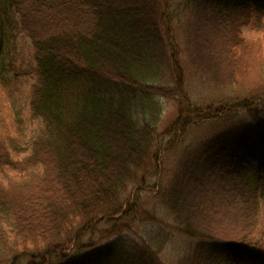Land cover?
<instances>
[{
  "label": "trees",
  "instance_id": "1",
  "mask_svg": "<svg viewBox=\"0 0 264 264\" xmlns=\"http://www.w3.org/2000/svg\"><path fill=\"white\" fill-rule=\"evenodd\" d=\"M172 2L0 0V51L7 29L30 46L0 65V264H163L160 246L123 237L133 191L158 170L163 137L175 148L208 123L221 126L152 186L166 226L196 241L175 264H264V132L246 125L264 116V0ZM181 52L208 88L251 97L197 106ZM160 99L176 107L163 131ZM22 102L41 122L23 150L7 128Z\"/></svg>",
  "mask_w": 264,
  "mask_h": 264
},
{
  "label": "rangeland",
  "instance_id": "2",
  "mask_svg": "<svg viewBox=\"0 0 264 264\" xmlns=\"http://www.w3.org/2000/svg\"><path fill=\"white\" fill-rule=\"evenodd\" d=\"M183 0H173L172 4L177 5L182 3ZM186 15L181 14L179 19L175 20L172 24L174 44L180 47L182 45V27ZM243 34L247 39L256 40L260 35L254 33L250 29L243 30ZM262 37V36H261ZM264 46V41H263ZM13 52L17 56V60H27L30 55V46L27 39L22 37L21 34L7 29V34L4 41V46L0 52V65L6 60L7 52ZM182 64H185L184 71V89L190 96V99L197 106H204L214 102H224L232 104L243 99L251 97L247 93H219L208 86L195 75L189 66L186 64V57L184 53H180L179 56ZM32 85L31 81H28L23 87L22 93L26 94L28 88ZM160 105L162 106L161 122L159 123V131H163L169 125V123L175 119L176 107L173 102L165 99H160ZM19 119L22 124L17 125L15 121L11 126L7 125L8 133L13 139V144L18 145L20 149H27V145L31 138L39 132L41 129V122L39 120L28 119V108L25 102L21 104ZM248 132L254 134L257 132H264V116L260 118L258 126L246 124ZM221 126L219 123H208L199 126H193L181 139L175 148L165 149L166 143L169 140L167 137H163L160 141L162 151L159 155V167L158 170L155 167L151 168L150 174L146 179V187L144 190L138 189L133 191V199L136 200L135 205L137 217L132 222H127L126 225L130 228V231L125 232L124 238L133 240L134 243L141 245L142 241H146L149 245L154 247H161L160 253H158L159 259L164 264H175L177 258H181L184 253L195 245V241L186 239L180 234L173 232L169 227L172 225V220L164 210L158 199L155 197L152 186L159 182H166L170 178L172 170L175 167L177 160L181 155L188 151L198 147L206 138L214 134ZM16 129L21 130V137L19 138L16 133ZM24 156V154L21 152ZM2 181L3 178L1 177ZM148 212L156 216L161 220L164 225H158L152 222L143 221L139 214ZM167 225V226H166ZM105 227L100 225L99 228ZM137 237V238H136ZM97 239V236H94ZM101 264H115L113 261L106 260Z\"/></svg>",
  "mask_w": 264,
  "mask_h": 264
}]
</instances>
